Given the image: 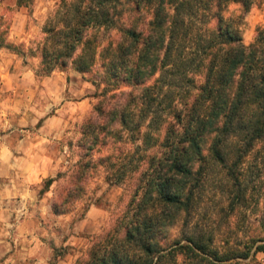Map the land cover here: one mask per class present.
Listing matches in <instances>:
<instances>
[{"label":"trees","instance_id":"obj_1","mask_svg":"<svg viewBox=\"0 0 264 264\" xmlns=\"http://www.w3.org/2000/svg\"><path fill=\"white\" fill-rule=\"evenodd\" d=\"M63 3L72 18L49 30L43 76L91 72L102 41L90 31H119L100 54L105 87L96 111L103 130L126 132L137 145L134 171L148 165L125 215L128 254L109 237L88 264H240L264 252V238L221 250L213 230L194 224L209 164L228 171L232 212L249 202L240 169L264 142V30L247 46L223 11L238 3L248 13L255 0H140L137 10L152 15L139 29L118 17L122 0ZM141 150L146 157L136 158Z\"/></svg>","mask_w":264,"mask_h":264},{"label":"rangeland","instance_id":"obj_2","mask_svg":"<svg viewBox=\"0 0 264 264\" xmlns=\"http://www.w3.org/2000/svg\"><path fill=\"white\" fill-rule=\"evenodd\" d=\"M139 1L122 0L118 15L138 29L152 15L149 7L137 10ZM67 9L63 0H0V264H88L109 237L117 253L128 254L125 215L148 165L134 171L137 145L126 132L103 130L96 111L105 87L100 54L120 34L90 31L102 41L91 72L69 67L43 76L49 30L72 18ZM223 15L247 46L264 30V0L248 13L230 3ZM207 168L194 224L213 230L221 250L264 238V142L240 169L249 189L244 209L230 210L227 169ZM171 236L179 237L178 229ZM240 264H264V252Z\"/></svg>","mask_w":264,"mask_h":264}]
</instances>
